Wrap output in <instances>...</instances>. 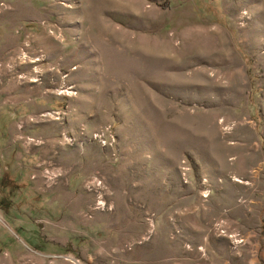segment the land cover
I'll return each instance as SVG.
<instances>
[{
    "label": "rangeland",
    "instance_id": "obj_1",
    "mask_svg": "<svg viewBox=\"0 0 264 264\" xmlns=\"http://www.w3.org/2000/svg\"><path fill=\"white\" fill-rule=\"evenodd\" d=\"M0 264H264V0H0Z\"/></svg>",
    "mask_w": 264,
    "mask_h": 264
}]
</instances>
